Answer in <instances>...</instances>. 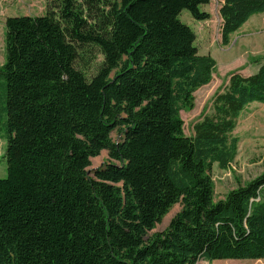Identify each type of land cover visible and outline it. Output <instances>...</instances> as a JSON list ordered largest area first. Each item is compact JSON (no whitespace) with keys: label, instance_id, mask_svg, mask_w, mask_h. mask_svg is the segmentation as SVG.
<instances>
[{"label":"trees","instance_id":"trees-1","mask_svg":"<svg viewBox=\"0 0 264 264\" xmlns=\"http://www.w3.org/2000/svg\"><path fill=\"white\" fill-rule=\"evenodd\" d=\"M209 3L46 0L42 16L6 18L0 264L264 259V173L219 201L211 175L235 161L242 113L264 104V64L230 75L193 136L180 115L216 69L181 15L206 21ZM262 13L264 0H222V43ZM93 50L103 60L88 77L78 62ZM103 151L110 162L89 175Z\"/></svg>","mask_w":264,"mask_h":264},{"label":"rangeland","instance_id":"rangeland-1","mask_svg":"<svg viewBox=\"0 0 264 264\" xmlns=\"http://www.w3.org/2000/svg\"><path fill=\"white\" fill-rule=\"evenodd\" d=\"M222 0H210L202 10L210 14L206 21H196L189 12L184 11L181 20L196 33V46L200 54H209L216 61V69L211 82L199 88L195 94L194 107L183 108L180 111L184 121V131L189 137L194 135L195 125L206 116L213 113V103L218 92L227 85L230 75L240 73L244 76L254 74L264 64V13L253 16L237 33L232 35L231 43H222V18L220 15ZM46 12V0H0V66L5 63V46L3 19L20 16H42ZM103 60L96 50L92 55L78 62L88 77L93 76ZM6 96L4 81L0 83V95ZM6 107V102H4ZM1 106V105H0ZM6 112L3 113V124L6 122ZM0 131V179L8 176L6 150L8 137L4 126ZM233 135L239 140L238 153L235 161L228 169H222L218 164L212 168V178L215 183V201L225 198L227 193L264 173V104L253 103L242 113ZM115 141L121 137L114 133ZM110 162L107 151L91 160L89 175ZM181 206L175 205L164 217L163 221L149 232L148 237L157 232H163L168 227ZM198 264H264L263 260H216L209 262L201 259Z\"/></svg>","mask_w":264,"mask_h":264},{"label":"crops","instance_id":"crops-1","mask_svg":"<svg viewBox=\"0 0 264 264\" xmlns=\"http://www.w3.org/2000/svg\"><path fill=\"white\" fill-rule=\"evenodd\" d=\"M5 21H6V18L3 19V23L1 24V26L3 27V35H4V39H5ZM4 46H5V41H4Z\"/></svg>","mask_w":264,"mask_h":264}]
</instances>
